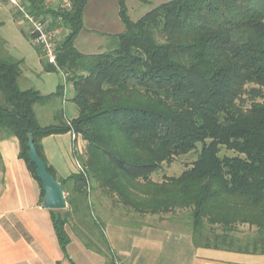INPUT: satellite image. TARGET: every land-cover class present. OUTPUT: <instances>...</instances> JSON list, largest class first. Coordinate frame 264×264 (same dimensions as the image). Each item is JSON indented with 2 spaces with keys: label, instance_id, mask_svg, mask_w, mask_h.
<instances>
[{
  "label": "trees",
  "instance_id": "trees-1",
  "mask_svg": "<svg viewBox=\"0 0 264 264\" xmlns=\"http://www.w3.org/2000/svg\"><path fill=\"white\" fill-rule=\"evenodd\" d=\"M46 1L28 0V8L51 16L53 25L61 16L69 32L56 47L57 65L38 47L43 69L72 83L78 116L60 113L56 123L40 124L35 105L64 94L65 85L49 95L22 89V60L0 52V139L18 138L40 203L44 191L29 137L45 161L46 136L72 132L86 142L76 154L78 172L59 180L69 209L50 210L62 251L68 255L71 215L83 223L89 217L96 184L114 207L185 222L196 246L264 253V0H168L137 20L128 15L127 0H118L124 30L97 53L75 44L90 0L57 10ZM198 144L181 174L151 177ZM240 225L255 228L253 236L241 240Z\"/></svg>",
  "mask_w": 264,
  "mask_h": 264
},
{
  "label": "crops",
  "instance_id": "crops-1",
  "mask_svg": "<svg viewBox=\"0 0 264 264\" xmlns=\"http://www.w3.org/2000/svg\"><path fill=\"white\" fill-rule=\"evenodd\" d=\"M86 34L89 41L94 36L91 32ZM76 47L79 49L77 44ZM39 72L41 75L48 72L42 63ZM57 73L60 75L59 84L65 85L64 94L35 105L36 116L42 125L56 123L61 104L65 119L78 116L77 105L72 101V83L65 82L64 76ZM25 77L28 78L23 73L20 79ZM59 84L45 94L40 88L31 87L49 95L56 92ZM46 102L48 105H44ZM45 107L49 108L46 110ZM76 144L83 146L79 139L75 141L72 132L52 134L42 139L47 164L53 167L58 180L78 172ZM19 152L16 136L0 139V264H264L262 252L196 246L187 230L148 223L133 226L116 219L104 223L107 253L101 254L69 233L71 242L66 255L60 247L50 209L40 203L39 184L26 162L19 157ZM106 257L110 260L107 261Z\"/></svg>",
  "mask_w": 264,
  "mask_h": 264
},
{
  "label": "rangeland",
  "instance_id": "rangeland-1",
  "mask_svg": "<svg viewBox=\"0 0 264 264\" xmlns=\"http://www.w3.org/2000/svg\"><path fill=\"white\" fill-rule=\"evenodd\" d=\"M165 1L168 0H127L128 15L131 19L137 20L153 7ZM49 5L52 7L53 2L50 1ZM0 21L2 22L0 27V52L2 57L22 60L21 68L23 73L28 76V78L25 77L18 81L19 86L22 89L35 86L36 88H40L44 94L54 90L60 82V75L56 71L40 74L39 71L41 70L42 63L40 51L31 41L27 32L28 26L20 24V17L16 10L5 0H0ZM84 23L83 31L76 39L79 49L92 53L106 50L112 41V36L124 30V24L118 14V0H92L89 2L85 9ZM90 28L92 29L88 30ZM89 32L94 34L90 41L88 34H86ZM44 105H48V102ZM48 108L45 107L46 110ZM60 108L61 113H64V106L62 104ZM79 141L82 142L83 146L79 147L76 144V154L79 155L78 157L83 154L86 146V142L81 138H79ZM200 147L201 145L198 144L197 150L195 149L188 154L176 157L171 163L164 162L161 168L154 172L151 177L159 181L165 175L177 176L181 174L186 166L196 159ZM79 166L80 160L78 159V169ZM0 170H2L1 166ZM65 194L67 196V193ZM89 198V217H86L83 223L77 215H71L68 229L75 239H78L82 243L88 241L91 247L101 254L108 252L107 245L100 232L102 224L109 219L123 222L136 221L190 231L185 222L170 221L169 214L143 215L133 211L128 212L123 205L114 207L111 199L100 188H97L96 184L92 185ZM67 209H69L68 205L65 209L59 211L65 213ZM254 231L255 228H251L248 225H240L237 235L241 240H244L247 237L253 236ZM109 260L110 258H107V261Z\"/></svg>",
  "mask_w": 264,
  "mask_h": 264
},
{
  "label": "built area",
  "instance_id": "built-area-1",
  "mask_svg": "<svg viewBox=\"0 0 264 264\" xmlns=\"http://www.w3.org/2000/svg\"><path fill=\"white\" fill-rule=\"evenodd\" d=\"M9 2L17 13H19L20 24L27 25V32L31 38L32 43L39 47L42 51V56L54 65L56 64V47L65 35L69 32V29L62 25L61 16L58 18V25H53V18L51 16L38 17L29 10L28 0H5ZM53 2V8L58 9L70 8V0H48ZM73 137L75 139V134Z\"/></svg>",
  "mask_w": 264,
  "mask_h": 264
},
{
  "label": "water",
  "instance_id": "water-1",
  "mask_svg": "<svg viewBox=\"0 0 264 264\" xmlns=\"http://www.w3.org/2000/svg\"><path fill=\"white\" fill-rule=\"evenodd\" d=\"M29 148L30 160L36 166V174L44 191L43 207L50 210L65 209L68 203L63 184L49 171L48 164L39 155L32 136L29 137Z\"/></svg>",
  "mask_w": 264,
  "mask_h": 264
}]
</instances>
